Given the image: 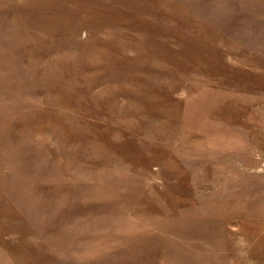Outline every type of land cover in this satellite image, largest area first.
Listing matches in <instances>:
<instances>
[{
	"label": "rangeland",
	"instance_id": "1",
	"mask_svg": "<svg viewBox=\"0 0 264 264\" xmlns=\"http://www.w3.org/2000/svg\"><path fill=\"white\" fill-rule=\"evenodd\" d=\"M0 264H264V0H0Z\"/></svg>",
	"mask_w": 264,
	"mask_h": 264
}]
</instances>
